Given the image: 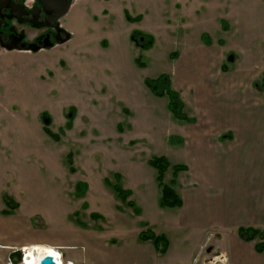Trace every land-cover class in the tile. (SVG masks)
<instances>
[{"label":"rangeland","instance_id":"374dc122","mask_svg":"<svg viewBox=\"0 0 264 264\" xmlns=\"http://www.w3.org/2000/svg\"><path fill=\"white\" fill-rule=\"evenodd\" d=\"M66 15L70 43L20 57L0 50V209L18 204L16 213L41 214L50 230L65 225L76 210L77 220L103 227L121 249L137 245L138 234L149 228L168 243L155 264H223L209 257V244L231 264H264V256L240 237L239 229L247 227L200 217L204 222L184 224L180 207H160L148 159L163 155L174 165L187 162L189 154L168 142L181 134L182 124L169 111L168 98L156 96L144 82L166 74L182 83L176 72L191 58L190 47L225 70L241 59L247 67L261 65L264 0H77ZM181 91L190 98L195 123L193 92ZM44 114L58 139L44 131ZM172 176L169 167L164 183ZM115 183L131 191L125 201ZM255 238L264 240L260 234ZM203 242L209 244L200 247Z\"/></svg>","mask_w":264,"mask_h":264},{"label":"crops","instance_id":"0c3cea01","mask_svg":"<svg viewBox=\"0 0 264 264\" xmlns=\"http://www.w3.org/2000/svg\"><path fill=\"white\" fill-rule=\"evenodd\" d=\"M65 24L70 31L69 23ZM201 39L210 44L206 32L201 33ZM187 51L191 58L182 71L176 72L182 83L170 77L172 88L184 104V112L192 119L187 122L174 118L184 125L179 127V136L171 135L175 139L170 143L189 154L187 162L176 163L186 165L187 169L177 174L173 185L182 199L180 221L196 224L198 219L201 223L206 220L225 226L237 224L261 231L264 229V56L259 66L247 63V67L241 59L235 68L225 70V66L201 59L195 54L198 51L195 47ZM235 53L238 57L246 54L243 49ZM6 54L23 55L4 51L3 55ZM258 86H263V91ZM181 89L193 92L195 123L188 108L190 98ZM226 134L230 138L221 139ZM182 174L187 177L181 180ZM18 210V204L12 210L0 209V264H6L7 257L22 247L49 248L58 254L53 255L62 264H155L159 253L151 240H141L139 234L137 245L119 248L117 240L111 239L112 235L103 227L77 220L73 216L76 210L65 217V225H56L53 230L41 214L26 216L16 213ZM255 239L242 241L249 244L254 254L264 256V252L255 250ZM204 244L209 243L203 242L200 247ZM206 252L209 257L224 260L223 264H231L230 257L219 252L216 244H209Z\"/></svg>","mask_w":264,"mask_h":264},{"label":"flooded vegetation","instance_id":"af4514ba","mask_svg":"<svg viewBox=\"0 0 264 264\" xmlns=\"http://www.w3.org/2000/svg\"><path fill=\"white\" fill-rule=\"evenodd\" d=\"M64 1L69 2V8L59 16ZM73 2L74 0H0V50L39 54L64 46L71 39L64 17ZM42 125L44 127L43 122Z\"/></svg>","mask_w":264,"mask_h":264},{"label":"trees","instance_id":"16d2710c","mask_svg":"<svg viewBox=\"0 0 264 264\" xmlns=\"http://www.w3.org/2000/svg\"><path fill=\"white\" fill-rule=\"evenodd\" d=\"M133 37L132 39H134ZM144 82L153 94L161 97L166 96L168 98L167 107L175 119L181 121H187V122L192 121V119L189 116H187V114L184 112V104L180 98L179 93L172 88L171 80L168 75L160 74L155 78H146ZM42 122L44 124L43 127L44 131L52 138L58 139V135L53 133L48 127L50 121H49V117L46 114L42 115ZM174 139L175 138L171 136L169 138V143H172ZM148 164L156 171V180L160 187V198H159L160 207L162 208L181 207L182 199L175 191L173 185L175 184V178L177 174L181 171H185L187 169V166L184 164L172 165L168 160V158L163 155H155L150 157L148 159ZM169 167L172 168L173 176L170 180V183L166 184L164 183V175ZM114 175H118V174H114ZM113 187L118 197L120 199H123L124 201L126 197L130 195L131 191L118 186L117 183H115ZM78 192L79 195H82L83 193V189H81L80 185ZM5 201L7 202V204L13 203V201L10 200L9 198H7ZM127 204L129 206H133V204L130 201H128ZM13 206L15 207L16 204L13 203ZM239 233H240V237L247 241L254 239L258 234L264 236L263 232H259L258 230L252 228H241L239 229ZM139 238L141 240H151L155 249L160 253H164L167 249L168 243L165 235L157 234L152 230H150L149 228L142 230L139 233ZM254 248L257 252H264V240L255 243ZM15 255L19 256L20 254L19 252H15Z\"/></svg>","mask_w":264,"mask_h":264},{"label":"built area","instance_id":"2783aa9c","mask_svg":"<svg viewBox=\"0 0 264 264\" xmlns=\"http://www.w3.org/2000/svg\"><path fill=\"white\" fill-rule=\"evenodd\" d=\"M15 252H19L20 255L19 256L12 255ZM30 253H32V255L37 254V247H30V248L22 247V248H19V249L13 251L12 254H10L7 257L6 264H26L28 261V258H30V256H29ZM53 254H56V253H54V251H53L52 255ZM56 255H58V254H56ZM43 256H41V257H43ZM41 257H36L35 262L33 264H38V261ZM53 258H54L56 264L61 263L60 261H58L57 258L54 257V255H53ZM64 264H69V263H64Z\"/></svg>","mask_w":264,"mask_h":264},{"label":"water","instance_id":"95a60500","mask_svg":"<svg viewBox=\"0 0 264 264\" xmlns=\"http://www.w3.org/2000/svg\"><path fill=\"white\" fill-rule=\"evenodd\" d=\"M68 8H69V2L64 1L63 4H62V10L59 13V16L63 15L64 13H66ZM231 59H232V57L229 56L228 60H231ZM38 264H56V262H55L52 254H45L43 257H41L39 259Z\"/></svg>","mask_w":264,"mask_h":264},{"label":"bare ground","instance_id":"6f19581e","mask_svg":"<svg viewBox=\"0 0 264 264\" xmlns=\"http://www.w3.org/2000/svg\"><path fill=\"white\" fill-rule=\"evenodd\" d=\"M48 249L45 247H38L37 248V254H35V255H32V253L29 254L30 259H29V262H27L26 264H33L35 262L36 257H41L45 254H52V251H49Z\"/></svg>","mask_w":264,"mask_h":264}]
</instances>
